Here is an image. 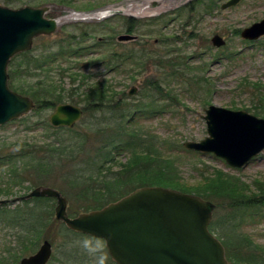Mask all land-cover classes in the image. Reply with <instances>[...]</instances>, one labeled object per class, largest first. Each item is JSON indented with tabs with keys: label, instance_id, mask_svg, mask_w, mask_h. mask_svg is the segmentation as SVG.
<instances>
[{
	"label": "rangeland",
	"instance_id": "obj_1",
	"mask_svg": "<svg viewBox=\"0 0 264 264\" xmlns=\"http://www.w3.org/2000/svg\"><path fill=\"white\" fill-rule=\"evenodd\" d=\"M146 1L152 3L154 0H22L13 4L0 0L1 6L11 9L48 7L46 17L61 20L55 34L34 40L32 55H40L55 43L66 46L76 41L92 47L90 55L75 62L59 60L49 69V77L46 72L40 76L25 73L21 85L38 89L39 86L35 87L37 82L52 79L56 93L73 95L70 90L76 89L79 81L72 84L69 74L63 73L60 67L67 69V64L74 63L93 65L85 74L96 81L109 82L118 93L114 101H120L121 104L116 106L115 111L106 108L104 111L84 112L83 118L71 128L72 132L63 130L57 137L53 131L44 129L45 124H50V116L56 107L34 109L27 116L0 127V200L22 197L37 187H48L60 191L67 199L68 214L74 218L87 213L85 210L95 205L93 197L96 193L84 192L86 187L97 185L96 178L99 182L104 178L118 177L121 180L122 183L110 194L133 192L139 181L130 180V175L123 174L121 168V165H129L131 151L125 150L118 157L114 155L115 162L104 164L102 161L104 153L108 152V149H103L104 144L123 126L129 133L128 137L130 133L138 132L142 138H153L155 149L161 152L163 159H168L171 166L175 164L177 167L174 179H179L181 185L193 191H202L207 195L205 200L216 206L211 224L216 223L218 234L224 239L229 237L234 241L230 238L232 233L226 221L237 217L241 226L234 234L236 238L242 237L246 246L238 249L233 264H247V256L253 251L249 249L248 242L261 246L264 253V216L257 214L253 219L248 217L242 221L241 213L229 209L227 192L234 178L239 181L234 184L238 183L241 187H233H245L243 189L248 194L256 191L257 183H264V151L247 166L237 169L212 154L189 151L184 144L200 142L208 137L204 116L205 110L211 105L245 111L264 119V36L256 41L241 37L245 28L264 19V0H240L226 9H222V5L230 0H168V7L164 11L146 16L132 12L133 6ZM110 8L129 12H116L105 18L94 16ZM74 14L79 15L72 17ZM128 18L133 19L132 25L127 23ZM129 30L133 32L128 33ZM121 35H133L137 40L118 42ZM215 35L225 40L224 47L213 46L212 38ZM223 54H226L225 58ZM112 58L118 62H135L144 66L126 63L118 72L111 71L107 65L117 62ZM102 60L107 62L102 63ZM16 61L24 68L23 58L19 57ZM154 86L159 90H155ZM132 88H136L137 92L130 96L128 93ZM79 97L76 100L80 102ZM64 103L72 104L68 98ZM258 105L262 110L258 109ZM76 106L84 107L83 104ZM150 106L164 110L148 117L143 111ZM136 110L141 112L129 122ZM121 114H126V117L122 119ZM76 135L81 137L85 148L83 146L84 150L78 158L74 157L75 162L68 160L70 156L62 160L46 159L47 152L35 154L38 158L36 161L26 157L22 164H16L15 167L5 162L16 149L29 151L39 147L40 150L45 141H58L71 146L70 140ZM78 169L81 172L77 173ZM77 176L80 177L81 186L76 184ZM208 178L214 179L211 187L215 191L207 188L203 190L204 181ZM37 181L39 186H30ZM9 191L11 194L7 195ZM18 205L26 209L23 203L0 206V264H19L22 258L36 253L44 240L53 245L49 264H116L104 241L66 232L65 224L55 219L57 203L51 199L45 206L44 203L33 204L37 207L32 214L42 217V220L36 218L40 224L49 217L56 223L54 226H45L39 245L33 252L24 255L21 252L24 239L20 240L24 230L20 226H11L9 219L19 210Z\"/></svg>",
	"mask_w": 264,
	"mask_h": 264
},
{
	"label": "water",
	"instance_id": "obj_2",
	"mask_svg": "<svg viewBox=\"0 0 264 264\" xmlns=\"http://www.w3.org/2000/svg\"><path fill=\"white\" fill-rule=\"evenodd\" d=\"M239 1L230 0L222 9ZM48 11V7L11 9L0 5V127L35 109L33 99L10 88L8 70L14 57L32 50L36 38L57 32L60 20L47 18ZM108 15L102 14V18ZM263 36L264 19L241 32L248 41ZM136 40L133 35L117 39L122 43ZM212 44L221 48L226 42L215 35ZM136 92L132 88L128 95ZM205 114L208 137L185 143V149L212 154L237 169L264 151V119L214 105ZM83 116L81 107L64 103L56 106L49 123L54 128L71 129ZM33 198L55 199V219L72 232L103 240L116 264H230L222 242L209 230L216 206L200 196L164 187H142L100 210L72 218L60 191L37 187L28 195L0 200V206ZM52 256L53 245L44 240L36 253L22 258L19 264H48Z\"/></svg>",
	"mask_w": 264,
	"mask_h": 264
},
{
	"label": "trees",
	"instance_id": "obj_3",
	"mask_svg": "<svg viewBox=\"0 0 264 264\" xmlns=\"http://www.w3.org/2000/svg\"><path fill=\"white\" fill-rule=\"evenodd\" d=\"M7 4H13V3H20L22 0H4ZM91 11H94L91 9ZM127 23L129 25H132L133 19L128 18ZM133 31L129 30L128 33H132ZM86 34V32H84ZM86 36V35H85ZM83 36V37H85ZM92 47L83 46L82 42H76L69 43L66 46H62L58 43H55V45L50 46L48 49L45 50V52L40 53V55H32L33 51H29L26 53H23L21 55H18L14 57L10 63L9 66V86L12 90L32 98L35 102V110L36 109H45V108H53L56 107L59 104H62L65 99H69L72 104L79 105L83 104V110L84 112H88L89 110L92 111H104L106 108H109L110 111H115L116 106H119V102L114 101V97L118 95L117 91L113 88V86L109 82H100L96 81L92 77H89V75L85 74L89 69L93 68V65H80V63L74 65H68L67 69H64L63 67H60L61 71L63 73L69 74V78L71 80L72 84H76L77 81H79L78 86L76 89H71L70 92H73V95L71 94H65L61 92H55L57 91L55 88L54 82L52 79L50 80H44L39 81L35 85V87L39 86L38 89H33L31 87H26L24 85H21V82L24 81L25 73L26 74H35L37 76L43 75L44 72L47 73V77H49V69L53 67L54 64H56L59 60H72L75 62L76 60L82 59L88 55H90V49ZM88 51V52H87ZM87 52V53H86ZM224 55V56H223ZM222 56L225 58L226 54H223ZM19 57L24 59V68H22L21 64L17 63L16 60L19 59ZM120 58V57H119ZM128 58H133L129 56ZM115 59V58H112ZM116 60V59H115ZM117 62H111L112 65H107L109 70L113 71L123 69L124 64H128V61H122L118 62L119 60H116ZM102 63H106V60H102ZM109 62V61H108ZM64 64V62H63ZM96 64V63H94ZM130 65L141 66L143 68V64L139 65L135 62L129 63ZM51 72V71H50ZM41 80V79H40ZM50 81V82H48ZM20 84V86H18ZM84 88V89H83ZM155 90H159L158 87H155ZM83 89V91H81ZM75 91V92H74ZM77 94L79 95L76 96ZM124 96V94H122ZM76 97L81 98V101H77ZM115 102V103H114ZM258 109L262 110L260 105H258ZM163 108H158L155 106H150L147 108L146 114L148 117L155 116L158 113H161ZM141 112L135 111L133 116H130L129 122H131L134 118V116ZM120 117L124 119L126 117V114H121ZM45 131H53V133L57 136H60L61 131L67 130L72 132L73 129L68 128H54L50 124H45L44 126ZM119 130L117 133L110 138V140H107L106 143L103 146V149H108V152H105L103 155V163L106 164L108 162H115L113 160L116 157H118L123 151L130 150L131 151V158L129 159V165H121V168L123 167L122 172L125 175H130L129 179L134 181H139L137 186L134 190L142 188V187H166V188H172V189H178L186 193H194L196 195L201 196L204 199H207V195L204 192H196L193 191V189H189L185 187L184 185H181L180 180L177 181L174 179L176 173L175 164H172L168 161V159H163V156L161 155V152H159L157 149H155L154 145V139H145L142 138V136L138 132H127L126 129L123 128V126H120L118 128ZM77 136V135H76ZM71 146H69L66 143H61L58 141H50L44 142L45 145L42 146L40 150L38 148H31V150L27 151L23 149H16L15 152L9 154L8 158L5 159V162L12 163V166L15 167L17 164H22L24 159L26 157H32L34 161L38 160L37 156L35 154L39 152H47V156L45 158H53L55 160H62L67 157L71 158L68 159L70 162H75L77 156L80 155L85 146L83 142L81 141V137H76L70 140ZM74 146V147H73ZM84 146V148H83ZM108 147V148H107ZM83 148V149H82ZM115 155V156H114ZM73 156V158H72ZM110 156V159L108 157ZM31 158V159H32ZM41 162V161H40ZM103 164V165H104ZM120 166V163H118ZM102 168V167H101ZM19 169V168H18ZM81 172L80 169L77 170V173ZM76 173V172H75ZM221 173V172H219ZM117 176L119 175L116 174ZM173 176V178H171ZM218 176H225L222 174H218ZM169 177V178H167ZM228 177V176H227ZM104 178V177H103ZM171 178V179H170ZM80 177L77 176L76 184L81 186L82 183L79 181ZM233 179V178H232ZM95 184L93 188L86 187L84 194H90V192H95L96 196L93 197V203L95 202V205L92 206V208H89L88 210H85V212H90L93 210H100L107 206L110 203L116 202L120 200L121 198L125 197L128 194L118 193V194H110L114 188L117 185H120L122 182L118 177L106 179L100 181L98 178L94 179ZM214 179H206L204 181V189H210L212 191H215L213 187H211L214 183H211ZM234 181H230V191L227 192L229 194L227 196L228 201L230 202V210L234 213H241L240 218L243 220H246L248 217L254 218L257 216V214L264 216V183H255L257 185L256 191L248 192L241 188L236 189L233 186L241 187L238 185V180L236 181L235 178ZM28 181V180H27ZM228 181V180H227ZM39 182L31 183V187L39 186ZM228 186V185H227ZM101 187V188H100ZM132 190V191H134ZM218 190L220 191L221 188ZM193 191V192H192ZM104 192H107L108 194H104ZM131 193V192H130ZM11 194L10 191L7 193V195ZM226 194V195H227ZM111 196L109 198L108 196ZM52 200V199H51ZM50 201V199L47 198H34L32 200L24 201L22 202L24 205V208L21 209L20 205L19 210H16L10 217V225L11 226H20L24 230V235L20 236V240H23L24 248L21 250L22 253L29 254L35 250V248L39 245L42 236V232L45 228V226H54L56 223L52 220L51 217L46 218L43 223H39L37 219L42 220V217H38L34 213L35 207H37L36 203H45ZM20 204V203H19ZM32 206H34L32 208ZM17 209V208H16ZM37 218V219H36ZM226 225L231 230L232 236L230 238H233V240L224 239L225 237L218 234V227L216 223H212L210 225V231L216 235V237L222 242L226 249V256L227 259L233 264V258L235 259L236 252L238 249H241L245 247V240L241 238H236L235 232L238 228H240L239 221L237 217L235 218H228L226 221ZM64 229V228H63ZM65 231L68 233L74 234L69 229L65 228ZM77 234V233H75ZM87 237V236H86ZM29 242L27 245L26 243ZM250 247L249 249H253L251 251L250 256H247L246 263L247 264H264V253L261 246L254 245L252 241L248 242ZM32 246V247H31ZM31 247V248H30ZM259 254V255H257ZM233 256V257H232ZM17 262V261H16ZM241 264V262H239Z\"/></svg>",
	"mask_w": 264,
	"mask_h": 264
},
{
	"label": "bare ground",
	"instance_id": "obj_4",
	"mask_svg": "<svg viewBox=\"0 0 264 264\" xmlns=\"http://www.w3.org/2000/svg\"><path fill=\"white\" fill-rule=\"evenodd\" d=\"M167 1L168 0H157V3L155 6L152 5L151 1H146L141 5L133 6L134 8L132 12H134L138 16H146V15H150L152 13L158 12V11H164L168 7ZM110 10L114 11L115 9L110 8ZM118 11L124 12V13L129 12V10H126V9H118ZM75 16H78V14L72 15V17H75Z\"/></svg>",
	"mask_w": 264,
	"mask_h": 264
},
{
	"label": "flooded vegetation",
	"instance_id": "obj_5",
	"mask_svg": "<svg viewBox=\"0 0 264 264\" xmlns=\"http://www.w3.org/2000/svg\"><path fill=\"white\" fill-rule=\"evenodd\" d=\"M29 97V96H28ZM32 99V98H31ZM34 101V100H33ZM35 103V102H34ZM60 105V104H59ZM28 195V194H27ZM25 196V195H24ZM15 198H17V197H15ZM34 199V198H33ZM47 199H52V198H47ZM6 200H8V199H6ZM30 200H32V199H30ZM52 200H55V199H52ZM22 202H24V201H22ZM22 202H19V203H22ZM19 203H16V204H19ZM16 204H5V205H16ZM5 205H3V206H5Z\"/></svg>",
	"mask_w": 264,
	"mask_h": 264
}]
</instances>
